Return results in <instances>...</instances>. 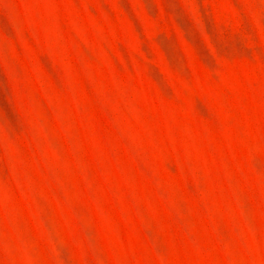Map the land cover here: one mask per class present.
Masks as SVG:
<instances>
[{"label":"rangeland","instance_id":"rangeland-1","mask_svg":"<svg viewBox=\"0 0 264 264\" xmlns=\"http://www.w3.org/2000/svg\"><path fill=\"white\" fill-rule=\"evenodd\" d=\"M0 264H264V0H0Z\"/></svg>","mask_w":264,"mask_h":264}]
</instances>
